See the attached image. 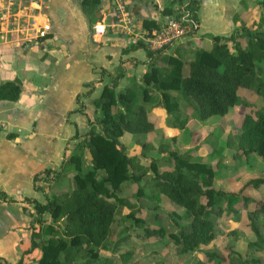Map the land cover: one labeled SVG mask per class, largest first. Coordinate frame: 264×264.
<instances>
[{"label": "trees", "instance_id": "16d2710c", "mask_svg": "<svg viewBox=\"0 0 264 264\" xmlns=\"http://www.w3.org/2000/svg\"><path fill=\"white\" fill-rule=\"evenodd\" d=\"M260 1L264 4V0ZM199 2L167 0L161 14L190 24L188 34L192 35L198 28ZM98 4L99 0L80 2L82 11L91 20L99 19L102 15ZM238 17L236 14L234 19ZM160 24L156 20L142 21L146 31L158 28ZM238 29L241 33L234 40L232 31L228 36L212 35L209 48H202L198 44L188 45L190 41H186V44L175 46V54H166V48L151 50L142 40L131 43L129 49L141 48L145 51L147 70L141 76L140 83L122 89H116L117 78L105 84L100 95L92 99L99 114L94 119H88L90 128L83 134V141L74 145L68 158L62 162L61 169H45L34 175L35 183L45 181L49 187L59 176L64 177L62 171L73 170V186L61 196L46 194L44 202L23 198L33 204L36 214L33 224L36 223L39 228L32 232L30 249L39 248L40 256L32 263L21 260L17 264H76L80 254L86 260L79 264H93L92 261L99 260V250L105 248L111 237L117 209L114 201H122L118 196L120 185L130 177L140 180L142 176L132 173L131 169L138 166L135 162L137 156L125 153L119 147L120 137L125 132L139 136L150 133L154 129V122L148 118V105L157 100L156 105L169 113L178 107L175 101L178 94L191 98L197 104L198 118L202 121L212 116L226 115L239 100L238 90L250 87L257 80V61H264V31L255 30L253 21L241 24ZM239 37L245 40L244 46ZM228 40L232 41V48ZM180 50L193 54L191 60L182 59ZM90 84L93 85H87ZM20 93L21 86L17 82L7 80L0 83V100H17ZM76 99L80 102L79 95ZM83 107L80 102L77 110ZM256 119L257 125L253 129L258 135L257 140L253 147L244 152L247 155L249 150L255 151L264 163V113H259ZM185 120L181 119L176 127L185 124ZM77 135L76 132L74 137ZM144 146L143 142L141 150H144ZM85 149L89 153V159L85 160L89 167L84 170ZM173 157L174 167L160 173L155 164H151V178L161 193L192 217L188 230L182 228L172 235L179 244L177 251L184 254L199 251L213 240L210 215L214 208L220 206V199L226 203L240 197L244 201H253L239 195V192L248 186L264 184V177L250 180L239 192H228L213 186V169L208 163L185 160L174 153ZM198 176L205 177L203 183ZM0 200H6L5 193L0 192ZM255 203L259 205L258 210L264 211V202ZM44 213H48L52 220L45 227ZM60 220L62 226L58 225ZM42 232L47 238L43 237L37 242L35 236ZM161 232L145 229V235H161ZM254 233L256 241L260 240V233L255 227ZM205 255L208 260L212 259L213 254L205 252Z\"/></svg>", "mask_w": 264, "mask_h": 264}, {"label": "crops", "instance_id": "0c3cea01", "mask_svg": "<svg viewBox=\"0 0 264 264\" xmlns=\"http://www.w3.org/2000/svg\"><path fill=\"white\" fill-rule=\"evenodd\" d=\"M199 1L197 31L182 44L200 45L198 40H206L211 45L212 35H230L252 10V0ZM80 2L73 5L78 23L63 25L55 19L52 3L44 0L40 9L26 15L45 17L41 26H18L17 18L11 29L7 21L0 26V83L12 80L21 86L17 100H0V192L6 195V200H0V264L32 263L39 258V248L30 249L36 214L33 204L23 198L44 202L50 186L45 181L35 183L34 175L61 169L74 140L90 128L88 119L99 114L92 99L105 84L117 78L119 90L140 83L147 70L146 53L128 47L136 40L146 43L143 20L163 23L167 18L161 14L167 0H124L123 15L115 9L114 0H99L102 15L95 20L84 14ZM123 16L130 24H122ZM97 24L104 27L100 37L93 35ZM27 28L32 31L28 37ZM7 29L15 36H8ZM174 48L166 49V54L174 53ZM179 54L184 60L193 57L183 50ZM78 95L82 110H77ZM42 218L50 215L44 213Z\"/></svg>", "mask_w": 264, "mask_h": 264}, {"label": "rangeland", "instance_id": "374dc122", "mask_svg": "<svg viewBox=\"0 0 264 264\" xmlns=\"http://www.w3.org/2000/svg\"><path fill=\"white\" fill-rule=\"evenodd\" d=\"M49 2L52 3L55 19L63 25H70L71 21L78 23L73 13V5L75 3L77 6V0ZM249 5L252 10L247 15L248 19L241 24L253 21L255 30L264 31V4L260 0H252ZM40 12L45 16L43 9ZM15 18L18 26L24 24L32 27L33 23L41 26L45 21V17L31 19L20 14L6 20L9 21L8 29L15 27ZM238 28L236 26L235 32L233 30V40L241 33ZM26 31L28 37L32 31L28 28ZM7 34L9 36L10 30ZM238 40L242 46L245 45L243 38L239 37ZM198 42L202 48L210 47L206 40ZM228 44L232 48V41L228 40ZM257 64V80L250 87L238 90L239 100L226 115L212 116L202 121L198 118L197 104L191 98L178 94L175 97L178 107L169 113L156 105L157 100L148 105V118L154 122V129L150 133L140 136L123 133L119 147L125 153L137 156L135 162L138 166L131 171L142 176L140 180L130 177L120 185L118 196L122 201L113 200L117 209L111 237L105 248H100V258L92 261L93 264H264V211L258 210L259 205L255 203L264 202V184L258 187L248 186L239 192L245 183L264 177L261 158L253 150H249L247 155L244 152L255 145L258 135L253 127L257 125L258 114L264 113V61L258 60ZM183 118L186 119L185 124L176 127ZM83 138L82 134L71 146L83 141ZM143 142L146 147L141 150ZM85 151L88 156L89 153L86 149ZM173 153L181 155L185 160L208 163L213 169L212 184L216 189L239 192V195L253 199L244 201L240 197L230 203L220 199V206L214 208L210 215L213 240L203 245L199 251L184 254L177 251L179 244L172 235L182 228L188 230L192 217L161 193L151 178L153 163L159 173L174 167ZM88 159L89 156L83 159L84 170L89 167L85 161ZM61 174L64 177L59 176L48 191L52 197L65 194L73 186L74 171H62ZM204 178L198 176L202 183ZM51 221V217L45 220L43 227ZM60 221L58 225L62 226V220ZM254 227L261 236L258 241ZM38 228L33 226V231ZM145 229L161 230L162 234L145 235ZM37 236L40 240L47 238L43 232ZM252 242L255 244H250ZM205 252L213 254L211 260H208ZM85 260L86 257L80 254L76 264Z\"/></svg>", "mask_w": 264, "mask_h": 264}, {"label": "built area", "instance_id": "2783aa9c", "mask_svg": "<svg viewBox=\"0 0 264 264\" xmlns=\"http://www.w3.org/2000/svg\"><path fill=\"white\" fill-rule=\"evenodd\" d=\"M44 0H0V26L3 21L8 20L11 17H17L19 12L27 15L30 12H34L42 7ZM115 9L123 15L125 5L124 0H114ZM122 24H130V20L123 16L121 18ZM9 22V21H8ZM191 29V25L184 23L183 21L176 20L172 17H167L158 28H152L143 37L148 47L151 50H159L168 48L173 45L182 43L187 37L190 36L188 31ZM104 32L102 24H97L94 27V37H100ZM2 124L0 123V129Z\"/></svg>", "mask_w": 264, "mask_h": 264}]
</instances>
